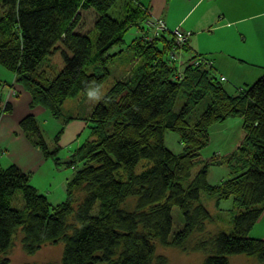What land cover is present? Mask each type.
Returning a JSON list of instances; mask_svg holds the SVG:
<instances>
[{
  "label": "trees",
  "instance_id": "16d2710c",
  "mask_svg": "<svg viewBox=\"0 0 264 264\" xmlns=\"http://www.w3.org/2000/svg\"><path fill=\"white\" fill-rule=\"evenodd\" d=\"M119 2L0 0V64L30 94V107L41 106L56 120H61L67 100L93 95L102 87L110 76L109 63L123 52L110 51L123 46L126 33L134 27L143 33L129 46L138 64L93 108L92 138L71 159L62 161L58 149L49 150L34 115L21 120L31 144L58 166L73 168L74 175L66 183V200L53 205L32 185L29 174L15 164L2 167L0 159V264H11L2 255L19 230L29 255L46 244L64 243L60 264H168L157 254V244L186 251L191 237L213 221L202 203L203 192L215 197L217 204L233 199L239 213L230 233L219 232L195 248L206 254L202 264H231L234 255L264 264V240L250 237L264 213V71L253 84L232 94L211 57L194 54L180 64L188 34L180 29L187 36L181 46L170 32L149 41L145 26L151 19L149 9L141 0H125L124 16L114 18L109 11ZM90 9L97 13L95 47L89 34L79 31L82 11ZM59 49L65 66L51 79L41 67ZM89 65L94 66L93 73L87 72ZM180 98L183 104L177 112ZM205 99L209 100L205 111L191 122V114ZM0 102V118L12 113V105L1 94ZM230 118L242 119L243 141L225 159L204 160L211 128ZM167 131L179 135L185 146L182 154L166 146ZM143 160L147 166L137 173ZM199 163L204 167L190 180ZM223 163L231 169L230 177L210 184L208 169ZM18 191L24 211L11 204ZM130 198L135 199L133 210L124 207ZM174 207L180 208L184 226L170 239Z\"/></svg>",
  "mask_w": 264,
  "mask_h": 264
},
{
  "label": "rangeland",
  "instance_id": "374dc122",
  "mask_svg": "<svg viewBox=\"0 0 264 264\" xmlns=\"http://www.w3.org/2000/svg\"><path fill=\"white\" fill-rule=\"evenodd\" d=\"M124 2L125 0H120V2L109 11V15L114 18H122L125 12L123 7ZM96 15L97 13L94 9L82 11V21L79 25V31L81 33L89 34L94 47L97 40V32L94 29V23L97 18ZM142 34L143 33L140 32L139 29L135 27L131 28V30H129L125 35V43L123 44V46L115 47L110 51L111 54L119 53L120 50H123V52L117 55V57L112 63H109L108 69L110 71V76L95 94L89 96L80 94L75 98L67 100L62 109L63 115L61 120H56L53 118L52 120L54 122L47 121L48 119H46L45 121L40 120L41 125H45L43 126L42 131L45 140L48 144L49 150L53 152L58 149L59 158L62 161H67L71 159V156L76 151V149H78L84 142L92 138V131L90 129L91 124L89 122L92 110L100 102V100L103 99V97L111 89L114 83L122 79L123 77L129 75L131 70H133L134 67L138 64L137 56L131 49H129V46L132 44V41L134 39L142 36ZM60 47L63 48L62 45H60ZM61 50L59 49L52 56H49L41 67L42 70H45L47 72L48 76L51 79L54 78L65 66ZM69 54L71 55L70 52ZM191 54L193 55L194 53ZM182 60L183 59L180 57V63ZM86 69L88 73L94 72V66L89 65L86 67ZM0 80H2V84L7 85H10V83L13 81L12 72L8 71L1 64ZM6 81H8L9 83H7ZM224 85L230 93L235 94L237 92V89L233 87L229 83V81L224 82ZM208 103L209 100L205 99L197 106L196 110L191 114V122H194L205 111ZM182 104L183 99L180 98L177 101L175 111L178 112L181 109ZM69 118L75 119L65 125V133L61 134L58 140H55V125L57 132V125L61 124V122L63 123L67 121ZM242 124L243 121L241 118H230L225 123L214 125L210 130V143L206 148L203 149L202 158L204 160H208L215 156L222 157L223 159H225V157H229L235 150H237V148L244 139V131ZM164 139L166 146L175 154L178 155L184 152L185 146L181 142L178 134L167 131L165 133ZM1 162L2 167L8 166L3 165L2 160ZM147 162L148 161L143 160L136 167V172L141 173L147 166ZM49 163L54 162L50 160ZM203 167L204 163L197 164L191 172L190 180L195 178V176ZM62 169L64 172L74 171L73 168L67 165H63ZM230 173L231 169L226 163L210 166V168L208 169L209 183L212 185H217L222 180L228 179L230 177ZM49 181H52V179L50 178ZM60 182V179H56V184ZM41 184L43 185L44 183ZM201 200L205 208L210 212L211 216L213 217V221L206 223L204 231L195 233L191 237V239L188 241L186 251L173 247H163L157 244V254L165 256L168 260V264H202L204 259L206 258V254L204 252L195 251V248L198 247V245H201L200 242L211 241V238L219 232L230 233L232 231V220L234 216L239 213V208L235 204L234 200L229 199L220 202V204H217V200L215 197L209 196L204 192L201 194ZM11 204L13 208L19 211L25 210L24 200L20 191H18L12 198ZM134 205V198H130L124 203V207L128 210H133ZM172 216L173 227L170 239H172L174 234L180 231L184 226V218L179 207L173 208ZM250 237L264 240V213L259 219L258 223L250 232ZM23 238L24 233L22 230H19L18 234L15 235V237L13 238V243L8 253L6 255H2L8 258L11 264L61 263L64 251V243L61 242L57 245L46 244L36 254L29 255L24 251ZM206 249L211 250V246H208ZM230 263L260 264V262L256 258H250L245 255L231 256Z\"/></svg>",
  "mask_w": 264,
  "mask_h": 264
},
{
  "label": "crops",
  "instance_id": "0c3cea01",
  "mask_svg": "<svg viewBox=\"0 0 264 264\" xmlns=\"http://www.w3.org/2000/svg\"><path fill=\"white\" fill-rule=\"evenodd\" d=\"M141 1L149 9L151 19H162L169 28L180 27L189 35L187 49L182 50V59L194 54L211 57L217 75L226 77L237 89L252 84L263 74L264 0ZM2 85L1 97L13 107L12 113L3 114L0 118V159L3 165H17L31 176L32 185L53 205L63 203L66 200V183L74 171L64 172L63 165L49 163L53 160L46 159L20 127L21 120L30 114L38 120L41 129L45 125L42 126L40 120L54 122L52 118H55L41 106L30 107L31 96L15 82L14 74L10 83L12 87ZM62 124L57 125V132L55 125V140L65 133L66 126ZM56 179L61 182L56 184Z\"/></svg>",
  "mask_w": 264,
  "mask_h": 264
},
{
  "label": "built area",
  "instance_id": "2783aa9c",
  "mask_svg": "<svg viewBox=\"0 0 264 264\" xmlns=\"http://www.w3.org/2000/svg\"><path fill=\"white\" fill-rule=\"evenodd\" d=\"M146 26L150 30V33L147 37L149 41H152L153 39L160 37L164 32H170L176 37V43L178 45L181 46L186 42L187 36L180 31V27H175L171 29L162 19H158V20L150 19L146 22ZM175 57L176 55L174 56V58ZM194 64L198 66L200 64V61L198 60L194 61ZM180 77H182V74H180Z\"/></svg>",
  "mask_w": 264,
  "mask_h": 264
}]
</instances>
